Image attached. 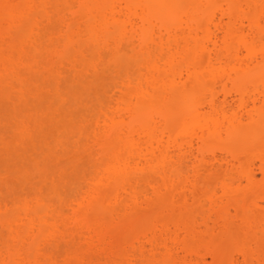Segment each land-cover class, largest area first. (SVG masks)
Listing matches in <instances>:
<instances>
[{"label": "bare ground", "instance_id": "obj_1", "mask_svg": "<svg viewBox=\"0 0 264 264\" xmlns=\"http://www.w3.org/2000/svg\"><path fill=\"white\" fill-rule=\"evenodd\" d=\"M262 19L264 0H0L19 145L44 135L22 114L42 83L104 80L56 157L29 152L28 187L0 190V264H264ZM65 152L78 163L48 170Z\"/></svg>", "mask_w": 264, "mask_h": 264}, {"label": "rangeland", "instance_id": "obj_2", "mask_svg": "<svg viewBox=\"0 0 264 264\" xmlns=\"http://www.w3.org/2000/svg\"><path fill=\"white\" fill-rule=\"evenodd\" d=\"M124 61H125L124 59L121 60L120 64ZM83 78L80 79L79 81L70 78L72 80L62 82L63 86L62 84L60 85L58 83L60 85L59 87V85L57 86L56 79L54 77H50L47 80L48 83L45 82V87H44V83H42L43 84L42 86L44 88L41 86L39 87L42 90L41 93H40V89L38 88L39 89L38 92L41 94V96L39 94L40 98L35 99V102L31 104L29 103L30 105L22 106L23 107L22 114L27 120L33 121L34 116L40 114L38 115L40 116L39 119L42 120L43 123L42 125H44L41 128H43V131L45 132L43 133L42 129H40L41 130L40 133L44 135L41 136L42 134H39L41 137L37 140L38 142L34 140L35 144H38V148L36 149L35 148L30 149L31 147L29 148L28 146H26L27 143L26 144L24 143V145L22 144L19 145L18 143L19 140H23L24 138H29L26 135H21L22 133L18 131L17 116L20 114L19 112L21 110H18L17 107L16 109L14 106L11 105L9 106L7 104L3 105L2 102L0 103V190L2 194L8 196L10 194L9 192L13 191L12 190L13 188H15L14 189L15 191L16 190L20 191L18 189L19 187L20 188L28 187V183L25 184L26 181L29 182L26 176H28V174L29 176H33V177L37 175V170L39 167V164L37 162L40 161L41 159L40 157L37 156L39 155L42 158H46L45 156H48V153L51 152L52 154L51 156L49 155V157L51 158L56 157L59 153L58 150L60 151V149H58L59 148L58 144L61 145L62 143L61 141L68 142L67 137H64L66 136V133L67 136L69 133L73 134L77 129L76 127L79 125L78 120L80 119V117L84 115L86 112H88L87 108L89 106L95 105V103L98 102V96L102 93L101 82H103L104 80L102 81L100 77H98L99 80H93L92 77H87L84 79ZM101 78L103 79V76H101ZM22 107L20 108L22 109ZM26 115L29 116L27 117ZM73 125H75L76 127H74ZM72 126L74 129L72 128ZM70 129L74 132L71 133ZM60 133H62V135ZM62 136L64 137V139L62 138ZM74 137L75 136H73V139ZM58 141H60L61 143L60 142L57 143ZM21 146L24 147L26 146V148L28 149L25 148L26 149L25 150L24 147L22 148ZM17 147L18 149H16ZM44 148L46 149L49 148L46 150V152L44 151L46 155L42 151ZM30 151L32 155L34 153L35 154L37 153L38 154L36 155L37 158L35 157V155L31 156V154H29ZM54 152L55 153L58 152L56 156ZM65 153H67L68 155H66ZM65 153H60L61 155L59 154L61 156V161L60 158L52 159L53 161H50L49 159L48 161L46 159L45 161L49 162V163L47 162L48 163L47 165L49 167L48 170L52 169V173H54L55 171L56 172L61 171L60 169H65L66 167L65 170L68 169L67 171H70L71 166L74 164L76 165L78 163L76 156L75 159L72 158L74 155L72 152H65ZM64 155H66L67 157ZM63 157L67 158V160H64ZM55 161L58 163L54 164ZM36 163L38 165L37 168H36ZM53 164L55 166H53ZM40 165L42 166V164ZM33 177H31V179H33ZM8 188L10 189L9 191H7ZM6 193H8V195H6ZM126 223L129 224V222ZM126 223L124 225H126ZM124 225L123 227H125ZM130 226L131 225L126 226L128 227V228H124L126 230L122 229L121 227L122 234H123V230L124 233L128 232Z\"/></svg>", "mask_w": 264, "mask_h": 264}, {"label": "snow or ice", "instance_id": "obj_3", "mask_svg": "<svg viewBox=\"0 0 264 264\" xmlns=\"http://www.w3.org/2000/svg\"><path fill=\"white\" fill-rule=\"evenodd\" d=\"M35 7L36 6L34 5L5 4L4 5V8L6 10L5 17H4L5 22L6 23L9 21L15 22V20L19 18L22 21V24L23 22L31 23L33 16H34V12L26 11V10L34 9ZM260 23H261L262 28H264V19H262ZM38 25H39V20L37 19L35 24H32L31 26L35 28ZM9 35L15 36V33L10 31ZM20 264H34V262L31 260H28V261L20 262ZM36 264H40V262H36ZM42 264H62V262L59 260L49 259V260L42 262ZM63 264H73V262L66 261V262H63ZM132 264H135V262H132Z\"/></svg>", "mask_w": 264, "mask_h": 264}]
</instances>
